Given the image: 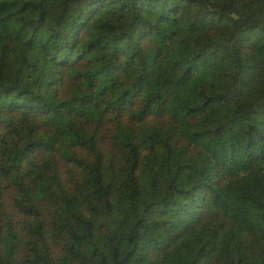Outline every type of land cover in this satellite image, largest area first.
Masks as SVG:
<instances>
[{"label": "trees", "instance_id": "1", "mask_svg": "<svg viewBox=\"0 0 264 264\" xmlns=\"http://www.w3.org/2000/svg\"><path fill=\"white\" fill-rule=\"evenodd\" d=\"M0 264H264V0H0Z\"/></svg>", "mask_w": 264, "mask_h": 264}]
</instances>
